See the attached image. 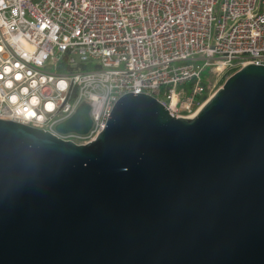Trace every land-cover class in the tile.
Wrapping results in <instances>:
<instances>
[{"label":"water","instance_id":"water-1","mask_svg":"<svg viewBox=\"0 0 264 264\" xmlns=\"http://www.w3.org/2000/svg\"><path fill=\"white\" fill-rule=\"evenodd\" d=\"M0 264H264V66L191 119L126 94L87 145L0 120Z\"/></svg>","mask_w":264,"mask_h":264},{"label":"built area","instance_id":"built-area-1","mask_svg":"<svg viewBox=\"0 0 264 264\" xmlns=\"http://www.w3.org/2000/svg\"><path fill=\"white\" fill-rule=\"evenodd\" d=\"M250 64L264 66V0H0V120L79 146L126 94L191 119L212 74ZM84 104L88 132H59Z\"/></svg>","mask_w":264,"mask_h":264},{"label":"rangeland","instance_id":"rangeland-1","mask_svg":"<svg viewBox=\"0 0 264 264\" xmlns=\"http://www.w3.org/2000/svg\"><path fill=\"white\" fill-rule=\"evenodd\" d=\"M234 71L231 72H227L222 76H214V74H212L211 79L209 80V89H208V93H209V98H211L216 92L217 90H219L225 83V81L234 74ZM204 75H202L203 80L205 81V83L207 82V80L210 77V70L207 69L204 73Z\"/></svg>","mask_w":264,"mask_h":264},{"label":"trees","instance_id":"trees-1","mask_svg":"<svg viewBox=\"0 0 264 264\" xmlns=\"http://www.w3.org/2000/svg\"><path fill=\"white\" fill-rule=\"evenodd\" d=\"M86 69H89V68H86Z\"/></svg>","mask_w":264,"mask_h":264}]
</instances>
